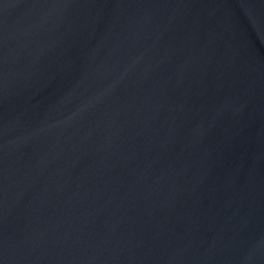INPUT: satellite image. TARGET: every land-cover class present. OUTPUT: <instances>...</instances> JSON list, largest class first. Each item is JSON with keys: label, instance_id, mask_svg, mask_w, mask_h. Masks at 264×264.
I'll use <instances>...</instances> for the list:
<instances>
[{"label": "water", "instance_id": "1", "mask_svg": "<svg viewBox=\"0 0 264 264\" xmlns=\"http://www.w3.org/2000/svg\"><path fill=\"white\" fill-rule=\"evenodd\" d=\"M0 264H264V0H0Z\"/></svg>", "mask_w": 264, "mask_h": 264}]
</instances>
